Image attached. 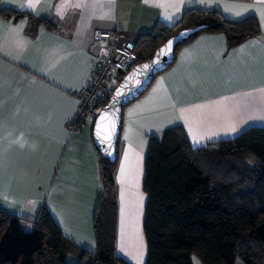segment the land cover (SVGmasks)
<instances>
[{"label": "crops", "instance_id": "1", "mask_svg": "<svg viewBox=\"0 0 264 264\" xmlns=\"http://www.w3.org/2000/svg\"><path fill=\"white\" fill-rule=\"evenodd\" d=\"M0 7L24 14L0 16V211L23 226L44 208L71 247L90 253L103 188L99 154L92 122L76 133L67 125L94 56L106 52L94 32L136 42L156 24L174 26L189 10L256 19L261 35L234 47L220 32L197 35L122 111L113 168L114 250L128 264H145L149 139L181 127L193 147L213 146L264 127V0H0ZM30 17L52 25L33 31Z\"/></svg>", "mask_w": 264, "mask_h": 264}, {"label": "trees", "instance_id": "2", "mask_svg": "<svg viewBox=\"0 0 264 264\" xmlns=\"http://www.w3.org/2000/svg\"><path fill=\"white\" fill-rule=\"evenodd\" d=\"M22 13L1 8L0 16ZM32 30L51 27L29 18ZM223 33L228 47L261 35L254 17L230 21L217 11H185L174 26L156 24L135 43L136 64L182 29ZM107 103V101L105 102ZM99 154V153H98ZM102 191L93 216L95 253L71 247L42 208L34 220L0 211V264H128L115 254L114 162L99 155ZM145 264H264V127L213 146L193 147L181 127L151 137L144 161Z\"/></svg>", "mask_w": 264, "mask_h": 264}, {"label": "water", "instance_id": "3", "mask_svg": "<svg viewBox=\"0 0 264 264\" xmlns=\"http://www.w3.org/2000/svg\"><path fill=\"white\" fill-rule=\"evenodd\" d=\"M206 28V25L201 24L180 30L159 46L149 60L135 64L120 80L92 123L93 144L102 158L109 162L116 160L123 109L139 98L154 78L173 63L177 46ZM169 41L172 42L170 48L168 47ZM161 49L165 50L163 54H161ZM102 117L103 119H101ZM98 123L99 128L97 127Z\"/></svg>", "mask_w": 264, "mask_h": 264}, {"label": "built area", "instance_id": "4", "mask_svg": "<svg viewBox=\"0 0 264 264\" xmlns=\"http://www.w3.org/2000/svg\"><path fill=\"white\" fill-rule=\"evenodd\" d=\"M94 39L107 45L106 52L94 56L90 80L76 93V110L67 125L70 133L94 122L120 80L136 64L134 42L120 43L115 32L102 30L94 32Z\"/></svg>", "mask_w": 264, "mask_h": 264}, {"label": "snow or ice", "instance_id": "5", "mask_svg": "<svg viewBox=\"0 0 264 264\" xmlns=\"http://www.w3.org/2000/svg\"><path fill=\"white\" fill-rule=\"evenodd\" d=\"M29 6H31V5H29ZM77 7H79V5H77ZM238 15H239V13H237ZM171 41H169V45H168V47L170 48V46H171ZM165 50L164 49H161V54H163V52H164ZM145 67H147V66H145ZM101 119H103V117L101 118ZM97 127L99 128V123L97 124ZM97 135L99 136V132L97 133ZM109 139H110V137H108Z\"/></svg>", "mask_w": 264, "mask_h": 264}, {"label": "rangeland", "instance_id": "6", "mask_svg": "<svg viewBox=\"0 0 264 264\" xmlns=\"http://www.w3.org/2000/svg\"><path fill=\"white\" fill-rule=\"evenodd\" d=\"M194 260L196 263H199V261L196 258ZM238 264H242V263L238 262Z\"/></svg>", "mask_w": 264, "mask_h": 264}]
</instances>
